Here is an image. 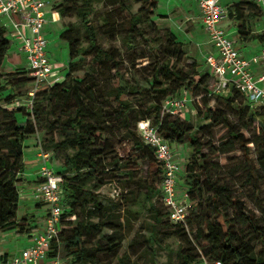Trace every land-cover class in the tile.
Segmentation results:
<instances>
[{"label":"trees","instance_id":"16d2710c","mask_svg":"<svg viewBox=\"0 0 264 264\" xmlns=\"http://www.w3.org/2000/svg\"><path fill=\"white\" fill-rule=\"evenodd\" d=\"M99 0H62L57 11L66 16L76 7L79 28L87 42L81 43L79 32L72 24H65L59 37L68 44V71L60 80L40 83L34 88L31 112L23 109L8 108L19 95L18 88L33 79L27 69L17 72H3L1 63L8 53L11 41L6 37V27L0 25V231L15 229L19 233H29L35 228L34 219L23 215L17 219L20 202L18 183L24 171L23 148L26 138L37 131L44 132L40 147L53 151L60 160L61 168L55 170L61 176V188L64 194L65 207L61 214L57 235L52 239L47 252L48 258L58 255L62 244L66 261L71 264H100L99 255L112 254L122 264L126 253L119 256L123 241L133 234L129 246L141 235L147 244L150 264H161L157 259L158 248H161L159 226L169 225V234L179 241V246L167 245L168 259L163 263L199 264L202 257L208 260H219L221 264H264V220L253 212H247L243 203L231 194L225 185H219L204 175L205 184L211 192L209 199L214 203L216 219H204L197 214L200 203L196 195H202L203 183L199 174L194 173L193 162L183 167L184 190L190 200L185 223H173L168 218L165 206L157 197L163 176L162 164L156 159L153 148L142 141L137 130L140 120L149 119L158 133L170 145L187 141L201 152L196 134L192 133L189 122L179 119V115L162 112V103L169 96L178 95L182 88L191 97L202 96L208 92L209 72L197 70L194 60L190 65L185 45L176 35L166 29L159 31L153 17L157 15L158 0H134L140 4L136 13L128 20L127 32L124 35L126 48L132 50L139 39L151 51L160 49L162 56L155 55V64L150 77L149 94L155 96L145 104L137 114L134 123L136 130L131 129L130 113L135 110L134 101L129 93L144 97L142 91L124 81L118 62L113 53L98 45L97 31L90 16L94 4ZM115 8H129L126 0H106ZM261 13L257 3L250 0H238L229 9V15L240 22L238 33L243 37L248 27L247 19ZM90 56V66L115 70L116 79L109 89H102L95 84H88L90 75L80 78L72 74L80 68L79 56ZM9 92L2 96V93ZM27 92V91H25ZM241 95L236 90L226 96L233 101L234 96ZM245 100V97L241 95ZM101 98H106L105 101ZM111 98L113 103L108 99ZM203 99V98H202ZM255 108L251 119L257 121L263 133L257 145L260 170L264 172V105ZM207 105V100H204ZM214 106L209 107V111ZM25 116L19 122L17 115ZM106 124L121 130L123 165L110 141L105 137ZM233 138L238 135L232 133ZM242 146V145H241ZM244 146V144H243ZM235 148L232 142L221 143L220 151L228 152ZM201 157L203 154L200 155ZM108 168V169H107ZM125 172L124 179L117 180L122 185V192L117 198H102L100 188L112 182L109 173ZM160 176L159 185L155 186L153 177ZM134 184V185H133ZM234 209V215L228 214V208ZM164 210V211H163ZM118 211V212H117ZM123 212L122 223L120 212ZM145 213L140 227L134 230V222ZM162 216L167 224H161ZM194 225L196 226L194 228ZM145 232V233H144ZM203 239L206 244L197 249L195 241Z\"/></svg>","mask_w":264,"mask_h":264},{"label":"rangeland","instance_id":"374dc122","mask_svg":"<svg viewBox=\"0 0 264 264\" xmlns=\"http://www.w3.org/2000/svg\"><path fill=\"white\" fill-rule=\"evenodd\" d=\"M52 16L50 17L49 25L45 26L44 36L48 42V52L51 62L55 65L56 73L59 77H64L68 71L69 56H68V44L65 40L59 37V34L64 30L65 24H72L74 29L80 30L81 43L86 46L87 42L83 37L82 30L79 28L78 19L76 16V7L74 10L66 16H62L56 9L57 5L62 0H54ZM130 5L129 8H115L108 5L106 0H99L94 4L93 13L90 19L97 31L98 45L102 49H108L113 53L115 60L119 63L118 68L120 73L123 74L124 81L135 86L139 91H142L144 97L139 98L138 94L129 93V97L134 101L135 110L130 113L129 125L131 129L136 130L134 120L138 113L144 109L145 104L149 99L155 97L157 94H149L151 87L150 77L155 64V55L157 53L162 56L160 49L156 51L149 50L143 42L139 39L136 40V44L132 50L126 48L124 42V35L127 32L129 17L136 13L140 4L134 2V0H126ZM189 6V7H188ZM190 4L176 0V2H167L166 0H158L157 15L153 17V20L157 24L159 31L169 29L172 31L178 40L182 41L184 45L188 43L186 33L193 27L192 16L195 10L190 8ZM53 19L51 20V18ZM0 25L6 27V37L11 41L8 53L1 63L3 72H17L26 69L24 67L23 60L19 55L18 50L15 48L14 36L9 29V24L5 17H2ZM264 32V30H263ZM185 48V47H184ZM188 55V54H187ZM90 56H79L76 58L81 59L80 68H78L72 75L80 78L82 75H90L91 80L88 84H95L102 89H109L115 79V70H107L105 68L95 67V70L91 69ZM189 60H184L185 64L190 65L194 60L197 65V70L203 71V62H200L195 57L188 55ZM60 80V79H59ZM49 82V81H48ZM47 81L44 83H48ZM34 85L28 83L27 85L18 88L19 93L24 92L23 95H19L15 101L7 105L8 108L23 109L24 113L31 112L34 97ZM182 89H185L183 87ZM211 86L208 83V92L203 97L197 96L191 97V100L186 104L178 116L180 120L189 122L192 127V133L196 134L199 143H202L201 152H197L195 146H191L184 141L182 143H173L177 148V157L181 159L180 169L176 172V182L178 188H184V172L183 167L188 162H193L194 173L199 174V179L203 183L204 192L201 196L196 195V203H200L197 214L205 220H214L217 214L214 212V203L211 202L209 196L211 192L208 190V186L205 184L204 175H208L210 180L216 181L219 185H225L233 196L240 200L247 212H253L257 217H262L264 220V172L260 170V164L258 161L257 145L255 141L261 142L263 133L261 127L257 121L251 119V114L256 110L253 108H246V102L241 95L234 96L233 101H228L226 96L222 94H215L211 92ZM27 91V92H25ZM9 90L2 93L5 96ZM155 95V96H152ZM231 93L229 94V96ZM228 96V95H227ZM203 98V99H202ZM103 101L106 98H101ZM113 105L115 104L111 98H108ZM204 100H207V105L204 104ZM144 105V106H143ZM214 106V109L209 111V107ZM18 121L21 123L25 120V116L18 114ZM107 132L105 137L110 141L113 149L118 156L121 155V165L126 161L125 155H123L122 145L119 144L122 137L121 130L111 128L112 124H106ZM232 133L238 135L237 138H233ZM44 132L39 130L34 135L25 139L23 150L26 160L33 159L40 164L39 158H34V149L37 146L40 147ZM223 142H232L235 148L228 152H221L220 147ZM172 144V145H173ZM244 144V146H243ZM242 145V146H241ZM43 151H46L43 149ZM49 153V164L54 170L61 168V162L55 157L53 151H47ZM203 154L201 157L200 155ZM108 169V168H107ZM109 178L113 179L102 186L99 190L102 198H117L122 192V185L117 180L124 179L125 172L119 171L115 174H107ZM155 186L159 185L160 176L155 175L153 178ZM21 181V179H20ZM19 181V182H20ZM134 185V184H133ZM19 188V187H18ZM20 189V188H19ZM22 196V197H21ZM20 202L17 210V219L23 215H27L29 219L33 218L35 225L41 227L42 221V209L40 206L44 202L40 198L29 197L21 193ZM36 207V208H34ZM39 210L37 211L36 209ZM164 211V210H163ZM118 212V211H117ZM228 214L234 215V209L229 207ZM122 216L121 221L124 223L123 212H120ZM144 218H148V214L145 213L137 221L134 222V230H137ZM166 218L162 216L161 224H167ZM197 226V225H196ZM194 225V228L196 227ZM159 237L161 248H158L157 259L159 263L163 264L169 257L167 255V245L171 248L179 246V241L176 237L169 234L172 229L169 225L159 226ZM145 233V232H144ZM133 234L128 236L122 244V249L119 252V256L126 253L124 259L125 264H150L149 255L147 254L148 248L141 235L136 237L135 242L130 247L129 242L132 239ZM27 233H19L15 229L0 231V255L5 251L8 253L21 251L27 244ZM206 244L205 240L199 239L195 241V247L201 249ZM58 256L66 260L64 247L59 245ZM100 264H122L112 254L102 253L99 255ZM49 261V260H48ZM171 264H176V259L171 260ZM169 262H167L168 264Z\"/></svg>","mask_w":264,"mask_h":264},{"label":"built area","instance_id":"2783aa9c","mask_svg":"<svg viewBox=\"0 0 264 264\" xmlns=\"http://www.w3.org/2000/svg\"><path fill=\"white\" fill-rule=\"evenodd\" d=\"M193 1L199 9V20L207 34L208 42L213 47V51L205 56L213 77L210 82L211 92L227 96L236 90L251 106L264 105V48L249 58L243 57L237 44L219 26L221 19L227 15L221 0ZM250 1L257 3L264 11V0ZM47 2L48 0H0V17H7L12 25V35L19 43V50L25 54L28 75L33 79L34 87L48 82L52 73L47 39L43 34L44 25L48 20L44 10ZM255 66H259L258 69H254ZM190 100L188 91L182 89L178 95L164 99L162 112L180 115ZM137 130L142 141L153 148L156 159L163 167L157 197L167 209L171 222L185 223L190 200L185 190L179 189L176 182V172L180 169L177 153L149 119L138 121ZM38 158V181L31 187L30 194L40 198L46 206L45 225L41 231L32 235L30 245L13 255H0V264H71L58 255L54 258L47 257L50 243L57 235L65 203L61 176L49 164V153L40 147ZM199 264L221 262L202 257Z\"/></svg>","mask_w":264,"mask_h":264},{"label":"crops","instance_id":"0c3cea01","mask_svg":"<svg viewBox=\"0 0 264 264\" xmlns=\"http://www.w3.org/2000/svg\"><path fill=\"white\" fill-rule=\"evenodd\" d=\"M166 1L167 2H173V3L176 2V0H166ZM181 1L189 3L191 6L190 8L195 10L194 15L192 16L193 27L190 31H188L186 33V36L188 38V43L186 42V44H185V50H186L188 55L195 57L200 62H203L204 66H203L202 70H204V72H209L210 78L208 80V83L210 84L213 77H212L211 69L205 61V56L213 51V47L208 42L207 34L205 33V31L202 27L201 21L199 20V9H198L195 1H193V0H181ZM237 1L238 0H221L220 1L221 5L227 10V15L221 19V21L219 22V26L224 30L226 35L237 44L240 54L245 58H249L251 55L259 52L262 48H264V32H263V30H264V11L259 6L260 10H261L260 15L247 19L246 22L248 24V27L246 28L245 34L242 37L238 33V26H239L240 22L236 21L233 17H231L229 15V9ZM54 3H55L54 0H48L47 4L45 5L44 10H45L46 17L48 20H47L46 24L44 25L43 34L45 31V26L49 25L50 17L52 16V10H53ZM5 18L7 20V24H9V26H10L9 29L11 31H13L11 23L9 22L7 17H5ZM1 19H2V17H0V21H2ZM52 19H53V17L51 18V20ZM24 31L26 33H28V31L26 29H24ZM14 45H15V48L18 50L19 55L21 56V59L23 60L24 67L27 69L28 63H27L25 54L19 50V43L15 39H14L13 46ZM47 47H48V42H47ZM47 51H48V48H47ZM48 55H49V52H48ZM258 67L259 66H255L254 69H258ZM55 73H56V68H55V65L52 63V73L49 77L50 82H53L55 80H59L62 78V77H59V75L55 74ZM24 146H26V145L24 144ZM172 147L174 148L175 152L177 153V151H176L177 148L174 146V144L172 145ZM39 149H40L39 146H37V148L34 149V158L35 157L38 158ZM177 159L179 161H181V159H179L178 157H177ZM23 160H24L25 168H24V171L22 172V174L20 175L21 181L18 183V187L20 188L19 189L20 196H21V193H23V194L33 198V196L30 194V189L38 181L37 169L39 167V164H38V162H36L33 159L26 160L24 157V150H23ZM34 208H36V207H34ZM40 209H42L43 225L41 227L35 225V228L31 232L27 233L28 240H27L26 246L31 244L32 235L41 231L45 225V215H46L45 204L41 205ZM36 210L38 211L39 208ZM18 252L8 253L7 251H5L1 255L7 257V256L13 255V254L18 253Z\"/></svg>","mask_w":264,"mask_h":264}]
</instances>
